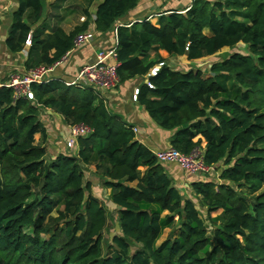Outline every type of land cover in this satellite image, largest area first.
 Instances as JSON below:
<instances>
[{"label": "trees", "instance_id": "1", "mask_svg": "<svg viewBox=\"0 0 264 264\" xmlns=\"http://www.w3.org/2000/svg\"><path fill=\"white\" fill-rule=\"evenodd\" d=\"M46 1L15 0L10 15L4 46L26 51L24 71L60 61L79 33L116 28L117 87L137 80L134 103L171 133L169 148L199 150L208 172L184 195L90 89L53 79L32 84L28 101L1 86L0 264H264V0H192L159 13L155 25L144 18L120 27L140 0H86L84 21L68 33L46 32ZM237 45L245 53L212 63L208 76L171 69L159 55L194 62ZM40 109L91 132L48 159ZM89 168L115 210L110 243L107 211L84 180Z\"/></svg>", "mask_w": 264, "mask_h": 264}, {"label": "crops", "instance_id": "2", "mask_svg": "<svg viewBox=\"0 0 264 264\" xmlns=\"http://www.w3.org/2000/svg\"><path fill=\"white\" fill-rule=\"evenodd\" d=\"M191 1L192 0H140L135 10L130 12L126 18L118 21L117 24L121 25L128 22L137 23L138 21H142L144 18H148L150 23L152 25H155L157 21V15L159 13H162L164 11L183 10L190 5ZM14 9L15 0H0V87L8 81V79H4L6 75L7 77L10 76L9 74H7L8 72H11L12 70H15L17 73L24 72L23 62L26 57V51L24 55L25 57L22 58V61L20 63H15L16 59L21 60L20 55L22 54V52L17 55H11L7 52L4 46L6 31L10 25V15ZM2 33H5L4 36L2 35ZM114 41V34L97 37V39L90 45L85 46L81 50L72 53L70 56V58L72 57L71 62H66L60 67H57L52 73V76L64 81L71 80L75 77L77 70L80 67L85 64L91 63L94 60V54L97 49H108L110 47H113ZM159 55L166 61V64L171 69L177 70L174 66L171 65V63L169 64L167 62V54L165 52L160 51ZM151 56H153V54H151ZM171 59H174V57H171ZM136 81L137 80L126 82L117 87L112 92L102 94L100 93V95L95 96L98 100L102 101L103 105L110 112L121 116L127 124H129L132 128L137 129L135 137L141 145H143L153 154L155 152L164 151L169 148L168 139L171 133H164L157 130V127H155L156 125H153V123H151L144 110L139 108L132 101V92L135 89L136 85H128L127 87H123L125 84H131ZM145 82L146 81H144V83ZM44 110L45 115L52 114V116L54 117V119L52 120V124L48 121L40 120L44 124L48 135L47 143L45 146L47 158L54 159L58 154L68 153V151L65 149L64 135L66 134L67 136L69 125L65 124L66 126H62L59 122V120H62L60 116L48 109ZM62 122L65 123L63 120ZM163 167L166 170L167 175L172 180L173 185L179 191H181L182 189L188 190L189 184L195 181L193 176L187 175V173L183 172L175 164H163ZM88 170L93 172L92 168H89ZM88 182L90 181L88 180ZM107 194H109V190H107Z\"/></svg>", "mask_w": 264, "mask_h": 264}, {"label": "built area", "instance_id": "3", "mask_svg": "<svg viewBox=\"0 0 264 264\" xmlns=\"http://www.w3.org/2000/svg\"><path fill=\"white\" fill-rule=\"evenodd\" d=\"M80 21L83 22L84 17H82ZM120 26L122 25L116 24V27ZM125 27H129V25ZM115 30L116 28L113 31L114 35ZM96 39L97 35L94 31L77 34L73 40L72 49L67 52L60 61L51 67L39 66L32 70L9 76L8 81L4 83L3 87L11 88L16 97H22L28 101H34L31 85L41 84L53 79H58L52 76L54 70L58 66L66 63L72 53L90 45ZM25 44L28 46L29 41L27 40ZM94 57L95 58L91 63L85 64L77 70L74 78L68 81H61L69 87L90 89L94 95H100V93H109L115 90L119 84L116 74L119 64L115 58V47L113 46L108 49H97ZM161 65L162 64H158L153 69H151L150 74L154 75ZM145 83L149 88H151L147 81ZM136 94L137 90L134 89L132 94L133 102L135 101ZM90 132L91 129L84 125L69 126L68 136L64 142L65 149L68 152L73 151L77 137L85 136ZM132 132L135 134L137 129L132 128ZM154 156L160 164H175L187 174L194 175L196 173L208 172V168L202 164L199 150H194L189 155H183L176 150L168 148L164 151L155 152Z\"/></svg>", "mask_w": 264, "mask_h": 264}, {"label": "rangeland", "instance_id": "4", "mask_svg": "<svg viewBox=\"0 0 264 264\" xmlns=\"http://www.w3.org/2000/svg\"><path fill=\"white\" fill-rule=\"evenodd\" d=\"M55 0H48L46 1L44 8H43V17L45 18L43 20L44 25L46 26L47 29V33L50 31V29L52 27H56L59 26L65 33H68L70 31H72L76 26L81 24L80 19L83 17L82 14V10L86 7V0H68L65 3H59L58 8H51L50 4L52 3H56L54 2ZM100 1V0H97ZM141 21H138V23H140ZM5 33H2V35L4 36ZM233 52H238V53H245V48L242 45H237L234 49H228V48H224L222 50H220L218 53H216L214 56L208 57V58H203L194 62H187L185 61L183 58H174L171 59V57L169 58L168 56H164L167 59V62L172 66H174L177 70L179 71H185L190 69H198L201 72H203L205 74V76H208V70L209 67L212 63L217 62L222 60L223 58H225L227 55L233 53ZM25 51L22 52L21 56V60L16 59L15 63H20L22 61V58L25 57ZM72 57H69V60L67 62H71ZM171 60V61H169ZM60 67V66H58ZM15 71V70H14ZM13 70L11 72H8L7 74H9L10 76L15 75L14 73L18 74L16 71L14 72ZM6 73V72H5ZM4 73V74H5ZM21 73V72H20ZM1 75V74H0ZM9 77V76H8ZM7 75L4 78L5 80L8 79ZM136 82L131 83V84H125L123 87H127L128 85L131 86H135ZM132 98V97H131ZM133 101V100H132ZM44 109H40L39 110V119L40 120H45L50 122L51 124L53 123L52 120L54 119V117L52 116V114H44ZM50 113V112H49ZM148 117V116H147ZM151 121V120H150ZM60 124L62 126H66L65 123L62 122V120H59ZM49 123V125H50ZM151 123H153L151 121ZM153 125H155L153 123ZM157 127V126H155ZM157 130L162 131L164 133H166V131L161 130L157 127ZM68 136V134H67ZM66 134L64 135V139H67ZM161 138V137H160ZM35 139H38V135L35 136ZM65 142V141H64ZM196 178H206V176L203 173H196L194 174V179ZM216 175L215 173H213L211 175V179L215 180ZM84 180L85 181H90L91 185H92V189H91V193L97 198L99 199L106 211H107V215H108V220H109V230H105L103 232V242H108L110 243L111 238L113 237V235L118 233L117 230V226H116V215H115V210L113 209V207L110 205L109 201H108V194H107V190L102 189L100 187V184L98 182L97 177L95 176V174H93V172H91L90 170H85L84 173ZM184 195L187 193V191H183ZM202 213V212H201ZM169 233V230H165L159 240V242H161L162 240H164L167 235ZM174 235H177V231L174 232ZM158 242V243H159ZM132 250H134V248H132Z\"/></svg>", "mask_w": 264, "mask_h": 264}]
</instances>
